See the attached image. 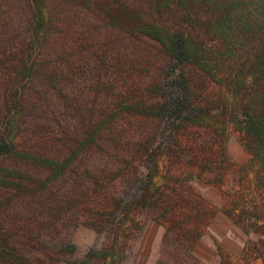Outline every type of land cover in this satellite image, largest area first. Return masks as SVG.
I'll return each instance as SVG.
<instances>
[{
    "label": "rangeland",
    "instance_id": "rangeland-1",
    "mask_svg": "<svg viewBox=\"0 0 264 264\" xmlns=\"http://www.w3.org/2000/svg\"><path fill=\"white\" fill-rule=\"evenodd\" d=\"M246 1L249 5L239 10L247 17L257 5ZM26 3L0 0V40L8 39L6 44L14 48L24 47L22 39L29 34L31 12ZM91 7L87 0H45L46 16L59 24L56 31L64 51L70 52L69 65L76 64L77 58L94 64L106 47V29ZM207 10L192 29L193 48L211 63L213 74L196 75L201 85L194 90L216 110V117L182 129L178 141L188 150L198 143L195 152L186 149L189 157L176 150L171 160L160 159L152 185L161 192L159 212L166 207L165 218L150 215L147 209L128 208L113 219L117 199L129 200V192L150 185L146 163L135 158L133 144L138 134H147L152 126L149 119L118 115L97 126L100 113L90 107L87 117L92 123L78 122L65 99L49 98L58 91L51 87L48 95L43 91L48 84L34 80L25 87L27 100L22 104L26 109L19 107L20 113L8 122L3 105L16 83L9 77L13 61H0V129L11 124V140L20 151L0 160L10 168L12 183L16 182L15 189H0V240L5 248L0 264H264V189L257 163L245 148L239 108L252 80L246 85L241 82V88L231 85L233 69H241L246 57L237 56L233 48L229 52L231 42L213 27L217 16ZM58 36L48 42L62 49V43L53 40ZM7 45H0V58ZM135 55L121 49L116 89L146 80L153 72L151 62L157 61V55L137 59L136 67L124 73L127 60ZM62 58L57 62H63ZM70 70L79 73L77 67ZM98 104L97 100V109ZM223 108L228 109L227 116ZM236 108L239 121L231 115ZM90 129L96 132V144L87 153L72 155V139ZM199 153L208 168L196 159L189 163ZM99 218L101 231L86 223ZM90 251L96 253L93 259L86 258Z\"/></svg>",
    "mask_w": 264,
    "mask_h": 264
},
{
    "label": "trees",
    "instance_id": "trees-1",
    "mask_svg": "<svg viewBox=\"0 0 264 264\" xmlns=\"http://www.w3.org/2000/svg\"><path fill=\"white\" fill-rule=\"evenodd\" d=\"M25 1L31 12L29 34L22 39L25 46L14 48L6 44L8 39L0 40L2 44L9 46L0 61H13L14 76L9 73V77L16 83L15 90H9L10 100L3 105L8 111L4 116L8 122L11 117L20 113L19 107L26 109L22 104V101L27 100L25 87L28 82L35 80L48 84L49 88H44V92L51 90V87L58 91V94L46 93L49 98L57 95L65 99L68 108L71 107L72 113L78 117V122L92 123V118L87 117L91 107L100 113L97 126L118 119V115L124 118L132 116L149 119L152 123L147 134H138L137 140H132L136 145L135 158L141 163H146L150 185L132 190L134 194L129 192V200L117 199L113 219L125 209H147L150 215L165 218L168 213L166 207L159 212L161 192L152 185L156 173H159L160 159L169 157L171 160L176 150H179L185 159L189 157L191 151H196L198 143L195 147H190L191 151L188 150L184 143L178 141L182 129L187 124L194 125L207 121L206 119L214 120L216 117V110L204 104L205 100L194 90L195 87H200L198 84L201 85L196 75L201 77L204 75L203 71L209 75L213 74L211 63L205 62L199 50L193 48L192 29L201 21L206 8L217 16L213 27L222 33L223 40L231 42L229 52L233 48L235 54L238 51L237 56L246 57L241 63V69H233L230 83L236 88H241L249 78L252 80L251 89L245 98H242L239 108L243 116L241 125L245 148L257 163L259 184L264 189V0L251 2L257 5V12L247 17L241 15L239 10H244L245 3L249 5L250 2L246 0H94V3L87 0L92 5L90 9L93 13L102 19L101 23L106 29V38L103 41L106 47L101 55H96L94 64L78 62L77 58L76 64L73 65H69L67 54L70 52L64 51L62 38L56 31L59 24L46 16L45 0ZM170 2L174 4V8ZM52 36H58L53 40L55 43L61 42L62 49L56 45L51 46L48 41ZM124 47L136 53L135 59L127 60L124 73L136 67L137 59L146 60L157 55V61L151 62L154 70L146 80L140 78L129 87L120 86L121 88L116 89L115 83L120 81L116 78L115 69L121 67V49ZM60 58L63 62H57ZM76 67L79 73L73 74L70 69ZM68 79L72 81L69 82ZM66 89H69L68 93ZM222 114L227 116L228 109L223 108ZM237 114L238 108L231 114L235 121H239ZM212 127L214 126L210 128ZM0 130L1 160L20 151L11 140V124H3ZM94 134L96 132L92 129L86 134L78 133V136L72 139V155L87 153L91 146L96 144ZM159 137H164V140H159ZM224 154L223 152L222 155ZM193 159L199 161L203 168L210 166L200 153L188 160L190 164ZM54 162L58 166V162ZM10 171V168L3 166L0 161L2 190L15 189L13 186L16 182L12 183ZM131 189L133 185L129 190ZM262 219L264 220V204ZM86 223L95 230H102L101 219L88 220ZM186 234L189 235L185 232L184 235ZM70 247L75 248L72 245ZM4 252L5 248L0 240L1 262ZM95 255L94 251H90L86 258L93 259Z\"/></svg>",
    "mask_w": 264,
    "mask_h": 264
}]
</instances>
